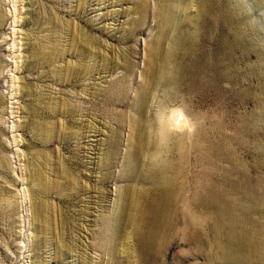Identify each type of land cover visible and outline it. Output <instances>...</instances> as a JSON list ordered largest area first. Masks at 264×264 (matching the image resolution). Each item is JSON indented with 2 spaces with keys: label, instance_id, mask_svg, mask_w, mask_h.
<instances>
[{
  "label": "rangeland",
  "instance_id": "rangeland-1",
  "mask_svg": "<svg viewBox=\"0 0 264 264\" xmlns=\"http://www.w3.org/2000/svg\"><path fill=\"white\" fill-rule=\"evenodd\" d=\"M215 198L264 239V0H0V264H264Z\"/></svg>",
  "mask_w": 264,
  "mask_h": 264
},
{
  "label": "bare ground",
  "instance_id": "bare-ground-1",
  "mask_svg": "<svg viewBox=\"0 0 264 264\" xmlns=\"http://www.w3.org/2000/svg\"><path fill=\"white\" fill-rule=\"evenodd\" d=\"M173 117H175V115H173ZM180 125H182V123ZM176 126L178 128V125ZM187 128H189V125L187 126ZM167 133L168 131L166 132V134ZM154 159L157 160L158 163H160L159 156H156ZM171 173H172V167L167 166L166 164L164 167L160 169L159 181L157 184H155L154 187H152V192L141 193V195H139V199L131 200L132 202L131 204H133L131 209L135 207L134 208L135 217H137L141 223H144V225L148 226L149 230L147 236L145 235V238L147 237V240L149 239L150 241L149 240L148 241L152 243L155 242L158 228L163 226L166 221H169L172 210L176 204V194H177L176 187L173 183L172 178H168ZM143 197H147V199L145 200L143 206L140 208V199ZM215 203L218 205L222 204L223 213L217 216L216 220L219 223H222V225H224L227 232V240H226L227 243L225 244V247L226 250L228 248L229 249L226 253L229 254L230 252L232 254L243 256V254H248V253L252 254L256 251L258 252L259 250L260 251L263 250L264 239L263 240L260 239L261 241L259 240L257 242V240H255L256 234L255 236L253 235V233L257 231L256 226L258 224L257 222L254 221V219L252 218L249 219L248 217L244 219L237 218L235 213L231 210L230 203L228 200L223 199L222 201H220L218 198H215ZM251 236L254 237V240L252 239Z\"/></svg>",
  "mask_w": 264,
  "mask_h": 264
}]
</instances>
